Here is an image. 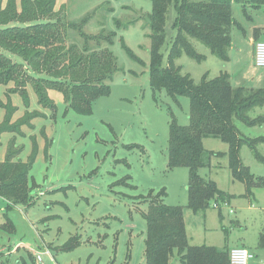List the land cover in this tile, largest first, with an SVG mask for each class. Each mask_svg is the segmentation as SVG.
<instances>
[{
    "label": "rangeland",
    "instance_id": "1",
    "mask_svg": "<svg viewBox=\"0 0 264 264\" xmlns=\"http://www.w3.org/2000/svg\"><path fill=\"white\" fill-rule=\"evenodd\" d=\"M21 1L0 0V9L10 4L20 15ZM51 1V18L37 19L42 16L38 12L36 19L7 20L0 28L14 37L28 24L58 20L65 47L73 43L82 51L84 39L71 24L82 25L85 20L82 31L87 36L115 33L111 44L103 38L90 40L87 52L111 51L118 70L108 82L110 93L92 102L89 115L70 109L64 116V96L55 89L46 90L55 106L53 111L38 102L31 83L26 84L24 95L12 91L17 90L12 81L0 84V163L9 159L26 166L31 162L29 202L11 207L0 195V264H145L144 213L161 189L165 195L159 201L182 208L189 244L217 249L243 245L259 253L258 236L264 232V185H252L249 193L244 182L232 177L227 142L213 136L202 139L207 165L199 168V175L214 181L230 196L225 201L212 200L204 210L193 212L188 207L187 167L167 166L171 114L177 124L187 125L190 102L186 96L173 99L164 88L150 86L151 0ZM232 14L242 29L231 30L229 59L223 61L203 42L189 37L203 58L197 60L182 52L174 60L181 73L198 83L205 74L213 78L226 71L231 80L250 66L247 40L253 23L264 22V7L234 0ZM175 17L172 2L166 11L161 46L164 66L177 33ZM0 52L36 76L21 57L2 48ZM246 86L259 87L254 83ZM247 114L264 115V105ZM234 123L243 135L264 136V124L248 126L236 119ZM257 151L264 156V143L257 144ZM239 157L254 176L264 179V164L246 144L241 146ZM37 253H41V261L36 259ZM175 259V255L171 257ZM247 264L259 262L254 257Z\"/></svg>",
    "mask_w": 264,
    "mask_h": 264
},
{
    "label": "trees",
    "instance_id": "2",
    "mask_svg": "<svg viewBox=\"0 0 264 264\" xmlns=\"http://www.w3.org/2000/svg\"><path fill=\"white\" fill-rule=\"evenodd\" d=\"M248 1L255 7H264V0ZM172 2L176 11L173 26L177 33L168 53L167 64L164 66L161 46L164 41L166 11ZM233 2L234 0H151V12L148 13L150 86L153 89L164 88L173 99L186 96L190 102L187 125L177 124L171 114L167 166L187 167L188 207L193 212L206 209L212 200L225 201L230 197L220 190L214 181L206 180L199 175V168L207 165L202 144L204 137L213 136L228 143L231 175L234 179L244 182L249 193L252 185L256 183L264 185V179L254 176L239 157L241 146L246 144L252 150L255 159L264 164V156L257 151V144L264 143V136L243 135L234 123L236 119L248 126L264 124V115L250 117L247 114L253 107L264 105V87L233 86L226 71L213 78H207L205 74L200 82L196 83L188 74L181 73L180 67L174 63L175 58L182 52L197 60L203 58L202 54L193 49L189 37L203 42L223 61L229 59L231 30L233 27L242 29L241 24L233 18ZM12 9L10 4L6 9H0V25L6 24L7 20L20 17L36 19L38 12L42 16L37 19L50 16L53 12L51 0H22L20 15ZM242 12L250 19L245 6H242ZM57 21L49 19L46 22L28 24L19 29L14 37H9L6 30L0 28V48L21 57L31 72L36 74V76L28 74L24 70V64L12 62L9 56L0 52V84L12 81L17 88L12 91H20L24 95L26 84L31 83L38 102L53 111L55 106L48 99L46 90L55 89L64 96L66 105L64 116L70 109L80 115H89L92 102L97 97L110 93L108 82L118 70L111 51L102 49L88 53L89 41L103 38L111 44L113 41L111 38L115 33L111 32L106 36L101 34L87 36L82 31L85 20L82 25L73 22L71 27L84 39L83 49L79 51L73 43L65 47ZM257 30L254 29V34ZM125 50L140 62L132 50L127 47ZM7 160L0 163V195L8 200L7 203L11 207L27 204L29 202L27 174L31 162L24 166ZM11 176L12 179L7 181ZM151 193L152 191L148 195ZM158 195L150 199L148 209L144 213L145 264H228L227 248L217 249L210 245L189 244L182 208L159 201V197L165 195L163 189L158 191ZM258 245L264 248V232L259 235ZM174 255L176 259L173 261L171 257Z\"/></svg>",
    "mask_w": 264,
    "mask_h": 264
},
{
    "label": "crops",
    "instance_id": "3",
    "mask_svg": "<svg viewBox=\"0 0 264 264\" xmlns=\"http://www.w3.org/2000/svg\"><path fill=\"white\" fill-rule=\"evenodd\" d=\"M248 12H249V10H248ZM248 15L250 16L249 20H251V15L250 14H248ZM256 28L258 30L254 34V29H256ZM246 33H247V31H246ZM262 40H264V22H260V21L254 22L252 25L251 33H250L249 38L247 40V44L251 47V51H250L251 63H250V66L248 65L247 67H245L243 71L240 70V71H242V74L239 77H236L237 74L233 75V77L231 79L234 81L233 83L231 82V84L233 86H239V85H245V86L251 85L252 86V84L254 83L256 85H259V87H264V68H256L253 64V53H254L255 43L257 41H262ZM237 50H239V47L237 48ZM230 78H231V76H230ZM260 84H262V86H260ZM261 233L262 232H260L259 235ZM258 238H259V236H258ZM238 246L244 247L243 245H238ZM257 247H259L258 243H257ZM230 248H232V247H230ZM230 248H228V250ZM250 252H252L254 254V257L257 258V261L259 262V264H264V248H260L259 253H256L254 250L250 251Z\"/></svg>",
    "mask_w": 264,
    "mask_h": 264
},
{
    "label": "built area",
    "instance_id": "4",
    "mask_svg": "<svg viewBox=\"0 0 264 264\" xmlns=\"http://www.w3.org/2000/svg\"><path fill=\"white\" fill-rule=\"evenodd\" d=\"M253 64L256 68H264V40L255 43ZM214 205L217 206V204ZM228 257V264H247L248 260L254 257V254L247 248L238 246L229 249ZM36 259L41 261V253H37Z\"/></svg>",
    "mask_w": 264,
    "mask_h": 264
}]
</instances>
